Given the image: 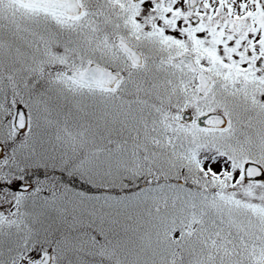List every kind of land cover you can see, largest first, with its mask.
<instances>
[{"label": "snow or ice", "instance_id": "snow-or-ice-1", "mask_svg": "<svg viewBox=\"0 0 264 264\" xmlns=\"http://www.w3.org/2000/svg\"><path fill=\"white\" fill-rule=\"evenodd\" d=\"M0 264H264V0H0Z\"/></svg>", "mask_w": 264, "mask_h": 264}]
</instances>
